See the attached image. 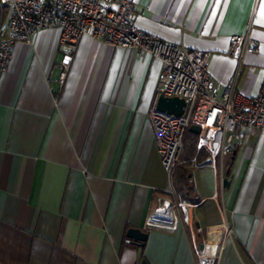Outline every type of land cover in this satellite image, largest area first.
<instances>
[{
  "label": "crops",
  "instance_id": "0c3cea01",
  "mask_svg": "<svg viewBox=\"0 0 264 264\" xmlns=\"http://www.w3.org/2000/svg\"><path fill=\"white\" fill-rule=\"evenodd\" d=\"M133 1L139 29L211 53L221 94L258 95L264 0ZM246 31L258 48L239 59L230 36ZM61 58L42 29L0 70V264H264V130L245 133L223 170L191 132L168 174L149 120L161 60L84 37L59 91L46 73ZM168 189L176 207L152 216ZM130 228L148 233L143 246Z\"/></svg>",
  "mask_w": 264,
  "mask_h": 264
},
{
  "label": "built area",
  "instance_id": "2783aa9c",
  "mask_svg": "<svg viewBox=\"0 0 264 264\" xmlns=\"http://www.w3.org/2000/svg\"><path fill=\"white\" fill-rule=\"evenodd\" d=\"M135 8L133 0H0V70L8 69L16 46L31 43L42 29L57 33V51L62 58L47 71L46 80L50 86L56 81L59 91L66 83L84 37L153 55L161 60L163 69L149 120L164 170L172 174L180 163L186 132L192 124L201 127L199 146L218 158L223 170L226 158L243 144L245 133L251 129L264 130V79L255 97L234 87L221 94L209 67L211 53L183 43H168L139 29L133 22ZM257 48L258 41L250 31L230 36L232 56L243 59ZM55 69L60 70V75L53 80ZM59 93L54 94L56 102ZM161 93L185 99L184 114L176 116L158 110ZM167 191L172 195L168 201L173 209L174 192ZM226 236L233 238L230 227ZM200 262L210 264L205 255L200 256Z\"/></svg>",
  "mask_w": 264,
  "mask_h": 264
},
{
  "label": "water",
  "instance_id": "95a60500",
  "mask_svg": "<svg viewBox=\"0 0 264 264\" xmlns=\"http://www.w3.org/2000/svg\"><path fill=\"white\" fill-rule=\"evenodd\" d=\"M186 106V101L183 98H180L178 96H165L164 93H161L157 102V109L167 112L169 114H173L176 116H180L184 114ZM189 131L193 132L195 134H199L201 132V127L197 124H192L189 127ZM237 151L236 149L232 152V159L235 158ZM227 173H229V169L227 170ZM231 182V178L228 177V175L223 179V186L229 187ZM166 202V199H161L159 203V207H161ZM128 236V242L131 244L141 245L143 246L148 238V233L140 228H130L127 231ZM204 245L201 244V248H203ZM141 264H149L146 259H143Z\"/></svg>",
  "mask_w": 264,
  "mask_h": 264
},
{
  "label": "bare ground",
  "instance_id": "6f19581e",
  "mask_svg": "<svg viewBox=\"0 0 264 264\" xmlns=\"http://www.w3.org/2000/svg\"><path fill=\"white\" fill-rule=\"evenodd\" d=\"M169 210H170V203H169L168 200H166V202L161 206V208L159 209V211L157 212V214H155L154 216H157V215H160V216L165 215V214L168 213Z\"/></svg>",
  "mask_w": 264,
  "mask_h": 264
},
{
  "label": "trees",
  "instance_id": "16d2710c",
  "mask_svg": "<svg viewBox=\"0 0 264 264\" xmlns=\"http://www.w3.org/2000/svg\"><path fill=\"white\" fill-rule=\"evenodd\" d=\"M190 135H192V133L188 130V131L186 132L185 139L187 140V137L190 136Z\"/></svg>",
  "mask_w": 264,
  "mask_h": 264
}]
</instances>
